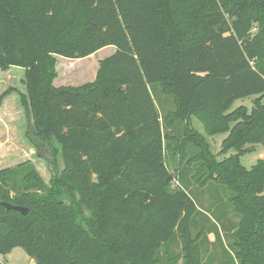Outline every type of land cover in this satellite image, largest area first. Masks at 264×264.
<instances>
[{
  "label": "trees",
  "instance_id": "16d2710c",
  "mask_svg": "<svg viewBox=\"0 0 264 264\" xmlns=\"http://www.w3.org/2000/svg\"><path fill=\"white\" fill-rule=\"evenodd\" d=\"M107 46L116 51L94 81L54 85L56 55ZM11 67L26 72L27 137L50 151L55 170L51 185L31 164L20 180L0 170V254L21 247L36 264H160L178 232L183 264H201L207 233H191L201 211L193 182L230 192L236 256L264 264V159L240 161L247 144L264 143V0H0V70ZM158 88L173 105L164 113ZM252 95L251 110L228 112ZM193 116L210 134L228 132L222 151L237 153L218 161ZM168 155L178 157V183Z\"/></svg>",
  "mask_w": 264,
  "mask_h": 264
},
{
  "label": "rangeland",
  "instance_id": "374dc122",
  "mask_svg": "<svg viewBox=\"0 0 264 264\" xmlns=\"http://www.w3.org/2000/svg\"><path fill=\"white\" fill-rule=\"evenodd\" d=\"M256 31L254 30L253 32L255 33ZM115 51L116 48L114 46H107L91 56L80 59H70L56 55L57 77L54 80V85L57 87L63 85L78 86L94 81L100 67V61L112 55ZM25 81L26 72L24 68L11 67L6 70H0V96L5 91H8L6 96L9 94L15 95L13 96L15 99L11 103L17 108L16 116L20 118V127H17L18 129L15 128L13 132L4 133L2 136L0 134L1 137H7V142L11 143L10 145L17 144L20 155L8 158L9 155H6V153H4L5 156L0 153V170L12 168L17 179L20 180L19 178L23 175L25 169L29 168L31 164L39 172L44 182L47 185H51L55 168L40 156L39 149L34 146L26 134L29 127V117L20 99V92L27 93ZM257 96L252 95L235 100L230 104L228 112H232L241 106L251 110ZM17 98L20 103H18ZM155 98L159 104V98L163 99V106L160 104L162 113H164V110L173 107L172 101L169 98H165L159 88L157 93H155ZM190 123V127L196 129L208 142L211 153L214 154L218 161H222L237 153L235 149H230L226 152L222 151L223 142L227 138L228 132L210 134L206 131L204 123L195 116L192 117ZM245 148H250L240 155V161L245 167L251 168L259 160L264 159V143H257L254 147L251 144H247ZM167 165L174 172L175 181L178 183V157L168 155ZM216 186V183H209L207 186L202 187L193 182H191L190 186V191L200 206L199 209H201L193 220L191 233L193 237H196L200 231L207 233L206 237L198 239L201 249V264H242L232 246L237 241L234 229H237L239 216L229 203L230 192L225 187H221V185ZM183 247V241L179 233L176 232L170 241L163 245L160 251V264H183ZM0 261L7 264H36V261L21 247H15L8 254H0Z\"/></svg>",
  "mask_w": 264,
  "mask_h": 264
},
{
  "label": "crops",
  "instance_id": "0c3cea01",
  "mask_svg": "<svg viewBox=\"0 0 264 264\" xmlns=\"http://www.w3.org/2000/svg\"><path fill=\"white\" fill-rule=\"evenodd\" d=\"M25 93V92H21ZM15 96L14 94H9L5 97L2 105L0 106V134L1 136L5 133H11L14 131L15 128L20 127V118L16 116L17 108L15 105L11 103L13 98ZM18 103L20 101L17 98ZM18 129V128H17ZM0 136V153L1 155L5 156L9 155L8 158H14L18 155H20V151L17 147V144H12L7 142V137H1Z\"/></svg>",
  "mask_w": 264,
  "mask_h": 264
},
{
  "label": "water",
  "instance_id": "95a60500",
  "mask_svg": "<svg viewBox=\"0 0 264 264\" xmlns=\"http://www.w3.org/2000/svg\"><path fill=\"white\" fill-rule=\"evenodd\" d=\"M40 156H42L44 159H46L50 164L52 163L53 157H52L50 151L45 149L44 146L41 147ZM51 169H52V166H51ZM64 169H65V163H64V160L61 159L60 160V172H61V174L64 171ZM2 205L5 206L7 208V210H17L23 215H25L29 212V208L24 207V206L15 205V204H12V203L7 202V201H3Z\"/></svg>",
  "mask_w": 264,
  "mask_h": 264
}]
</instances>
